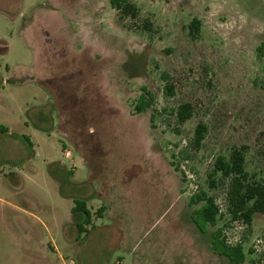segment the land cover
<instances>
[{
  "label": "rangeland",
  "instance_id": "rangeland-1",
  "mask_svg": "<svg viewBox=\"0 0 264 264\" xmlns=\"http://www.w3.org/2000/svg\"><path fill=\"white\" fill-rule=\"evenodd\" d=\"M131 1L124 26L110 0H0V264H264L263 213L225 221L235 262L211 248L224 220L200 229L188 204L231 147L264 178V0ZM141 86L192 117L162 110L151 126L150 108L132 110ZM226 186L208 191L223 209ZM76 198L92 213L79 235Z\"/></svg>",
  "mask_w": 264,
  "mask_h": 264
},
{
  "label": "trees",
  "instance_id": "trees-1",
  "mask_svg": "<svg viewBox=\"0 0 264 264\" xmlns=\"http://www.w3.org/2000/svg\"><path fill=\"white\" fill-rule=\"evenodd\" d=\"M111 7L115 9L116 18L119 23L124 26L123 18L126 16L136 19L140 15L138 6L131 0H110ZM200 19L197 17L191 18L188 23V33L195 38L198 35L200 28ZM142 27L144 29H151V22L148 19L142 20ZM256 51L259 56H264V37L256 45ZM160 77L164 80L163 92L166 96L174 94L173 86L168 82V74L165 70L160 72ZM155 101L153 92L146 86H141V92L132 102L133 111L140 112L150 108V122L154 126V119L163 114V111H168L177 125L182 124L184 121L192 117L194 107L188 100L181 101L175 106L167 109L163 106L158 109L153 106ZM163 110V111H162ZM172 131L178 133L177 126H171ZM207 126L204 122L200 121L195 125L194 133L192 136V143L199 147L204 138ZM28 142L29 140L25 138ZM30 143V142H29ZM246 145L238 147H231L228 152H221L217 154L213 160L212 166L206 173L207 189L199 188L197 191L191 193L188 204L194 205L200 203L191 211V218L193 222L202 229L208 225L214 226L219 221H222L221 226L210 232L211 235V248L216 250L221 255H226L229 259L235 262H242L245 259L246 253L243 250L242 243L238 242L235 245H227L225 243L224 234L222 233L223 226H227L225 221H241L248 228L251 225L253 215L255 213L264 214V178L257 176L255 172H249L245 168L246 161ZM264 155V150H263ZM175 170L180 169L174 165ZM183 177L184 174H181ZM227 182L226 190L224 192V209L220 203L217 202L216 196L211 195L208 191L217 189L221 184ZM86 201L82 199H74V206L72 212L81 214V219L75 221L77 234L86 231L83 224L90 223L91 211L86 206ZM224 223V224H223ZM220 245L221 248L216 246ZM251 251V250H250ZM254 264H259L254 263Z\"/></svg>",
  "mask_w": 264,
  "mask_h": 264
},
{
  "label": "built area",
  "instance_id": "built-area-1",
  "mask_svg": "<svg viewBox=\"0 0 264 264\" xmlns=\"http://www.w3.org/2000/svg\"><path fill=\"white\" fill-rule=\"evenodd\" d=\"M238 222H239L240 224H243V225H244L243 222H241V221H238ZM243 225H242V226H243ZM244 226H245V225H244ZM224 238H225V242L228 243V244H231V245L237 244L238 242L241 241V239H240V240L234 239V241H228V240H227V235H225V234H224ZM256 241H257V242H261L260 239H256Z\"/></svg>",
  "mask_w": 264,
  "mask_h": 264
},
{
  "label": "crops",
  "instance_id": "crops-1",
  "mask_svg": "<svg viewBox=\"0 0 264 264\" xmlns=\"http://www.w3.org/2000/svg\"><path fill=\"white\" fill-rule=\"evenodd\" d=\"M231 260V259H230ZM233 261V260H232Z\"/></svg>",
  "mask_w": 264,
  "mask_h": 264
}]
</instances>
